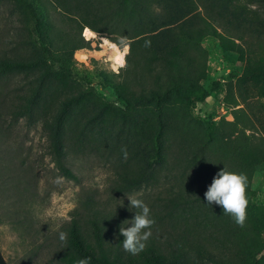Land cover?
Segmentation results:
<instances>
[{"label":"trees","instance_id":"1","mask_svg":"<svg viewBox=\"0 0 264 264\" xmlns=\"http://www.w3.org/2000/svg\"><path fill=\"white\" fill-rule=\"evenodd\" d=\"M199 1L203 11L190 7V0H53L63 12L64 26L58 28L36 0H0L17 21L13 32H0V139L7 135L5 123L22 119L30 126L40 125L51 161L67 178L77 179L68 153L95 154L111 168L110 195L154 185L161 177L165 184L145 200L156 223L138 255L123 249L119 232L121 223L137 210L90 197L62 227L67 239L54 251L55 264H75L78 259L88 264H264V244L252 242L258 233L250 240L245 226L236 225L221 206L208 205L204 198L224 166L245 173L249 185L254 165L264 160V144L221 158L210 146L223 136L191 135L171 107L178 98L188 105L208 95L187 93L206 76L200 42L216 34V19L208 10L211 0ZM213 1L223 10L221 0ZM143 18L158 26L167 20L171 27L147 33ZM231 19L237 22L225 25L228 33L243 28ZM85 26L100 35H126L135 41L127 69L113 74L117 80L106 78L117 99L100 96L75 69V50L89 43L81 34ZM146 40L150 47H145ZM129 126L140 136L138 143L121 134ZM252 193L247 186V212L252 210ZM0 264H7L1 252Z\"/></svg>","mask_w":264,"mask_h":264},{"label":"rangeland","instance_id":"2","mask_svg":"<svg viewBox=\"0 0 264 264\" xmlns=\"http://www.w3.org/2000/svg\"><path fill=\"white\" fill-rule=\"evenodd\" d=\"M190 1V7L203 11L199 0ZM221 1L223 10H217L214 1H209L208 10L216 19L213 21L216 34L207 35L200 42L206 54V76L187 90L192 97L203 92L208 95L188 105L178 98L171 107L177 111L179 124L193 132L191 135L220 133L222 139L210 149L226 158L243 148L264 144V0ZM36 3L56 27L64 26L63 12L53 0H36ZM9 8L7 3H0V32L15 29L16 15L9 12ZM231 18L239 20L243 28L234 27V33H228L225 25L237 22ZM140 22L147 33L171 27L167 20L162 21L163 26L151 25L145 18ZM152 26L158 27L154 30ZM245 26L251 28L250 31ZM238 34L244 38H238ZM102 36L114 39L117 35L105 33ZM101 48L103 45L99 42L89 40L87 46L75 50L74 65L94 84L100 96L114 100L116 91L106 78L117 80L118 77L97 59ZM5 124L8 126L7 135H3L6 140H1L3 136L0 139V252L7 264H55L54 251L61 244L57 237L68 222L44 215L55 197L74 199L76 208L93 197L98 202L107 204L109 201L113 207L130 210L127 196H137L145 202L165 185L161 177L154 185L110 195L107 187L112 178L111 168L95 154L68 153L67 162L77 179L67 178L58 173L51 161L39 124L30 126L22 119ZM121 134L138 143L136 139L140 136L135 134L134 127H124ZM57 178L63 179L57 183ZM248 187L253 193L252 210L247 212L244 225L246 236L252 240L257 232L258 237L254 236L252 242L264 244V160L254 165Z\"/></svg>","mask_w":264,"mask_h":264},{"label":"clouds","instance_id":"3","mask_svg":"<svg viewBox=\"0 0 264 264\" xmlns=\"http://www.w3.org/2000/svg\"><path fill=\"white\" fill-rule=\"evenodd\" d=\"M86 40H95L103 45L100 49L98 60L108 69L120 75L121 70L128 67L127 57L131 54V45L135 42L126 35L116 36L110 39L94 32L91 28L85 26L82 32ZM151 42L145 41V47H150ZM124 157L127 158V150L122 149ZM63 178H57L59 183ZM248 186V177L245 173L230 170L224 166L218 170L212 178L204 192V198L208 205L216 204L222 207L226 215H230L234 223L240 227L245 225L247 220V207L249 200L246 190ZM129 206L136 209L130 220H125L119 227V232L123 236V249L132 254L138 255L146 248V242L152 235V227L156 221L152 216L150 207L137 196H127ZM77 204L74 199H65L63 196L55 197L52 200V206L45 210L44 215L51 219L71 220L69 213L74 211ZM129 225V226H125ZM59 239L64 242L67 239V233L59 231ZM75 264H88L87 259H78Z\"/></svg>","mask_w":264,"mask_h":264}]
</instances>
